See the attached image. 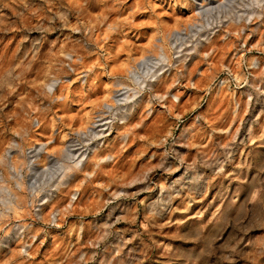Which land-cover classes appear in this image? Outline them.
<instances>
[{
	"label": "rangeland",
	"instance_id": "rangeland-1",
	"mask_svg": "<svg viewBox=\"0 0 264 264\" xmlns=\"http://www.w3.org/2000/svg\"><path fill=\"white\" fill-rule=\"evenodd\" d=\"M199 2L0 0V264H264V13Z\"/></svg>",
	"mask_w": 264,
	"mask_h": 264
},
{
	"label": "bare ground",
	"instance_id": "bare-ground-1",
	"mask_svg": "<svg viewBox=\"0 0 264 264\" xmlns=\"http://www.w3.org/2000/svg\"><path fill=\"white\" fill-rule=\"evenodd\" d=\"M200 2L198 3V4H196V5H198V6H200V7H198V8H202L203 7V4H202V2H201V0H199ZM202 1H204V0H202ZM251 3L252 4H254V6L257 8V11H253L252 10V12H251V14L250 15H255V17H257L258 19H260L261 18V16L263 15V13H264V8H263V5H264V0H251ZM218 4L220 5V2H218ZM222 7H224V5L222 4V6H221V8ZM197 8V9H198ZM219 8V7H218ZM218 8L215 6V7H212L211 8V10H218ZM260 9V10H259ZM198 12V11H197ZM239 20V19H238ZM204 41H208V36H206V38L204 39ZM199 45H201V43L199 44ZM199 46H197V47H195L194 48V52H196V50H197V48H198ZM160 58H161V61L162 62H166L167 60H166V58H165V56L163 55V54H161L160 55ZM148 73V72H147ZM149 74V76H148V79H149V82L150 83H152L153 82V80H151V78H156L157 77V73L155 72V71H151V72H149L148 73ZM148 74H146V76L148 75ZM135 76V78H136V80L138 81V82H136L135 80V82L136 83H139V84H144L145 83V81H144V79L142 78V76H140L138 73L137 74H135L134 75ZM118 86H120L121 88L114 94V96H113V100L115 101V103H120V102H122V101H124V102H128V101H130L132 98H133V94H128V92L129 91H131V89H129L127 86H125V85H121V84H117ZM121 90H123V93H121L120 91ZM119 97H123L122 99H120ZM174 98H176V97H174ZM106 108H108V109H110V106L109 105H106L105 106ZM133 110V106L132 107H130V108H128L126 111L127 112H130V111H132ZM124 117V116H123ZM123 117L121 118L122 120H123ZM71 146L70 145H68L67 147H66V149L64 150L66 153H68L69 154V157H70V159H72V164H66V165H62V170H64V173L66 172H70V171H72L73 169H77V168H79V167H82L83 166V164H84V162L86 161V159H87V154H86V152H82V153H80V154H77L76 156L74 155V154H72V153H70V148ZM39 148L41 149L42 148V146H39ZM85 151V150H84ZM66 177V175L64 174V176L62 177L63 179ZM61 178V179H62ZM67 178V177H66ZM62 179V180H63ZM61 180V181H62ZM61 183V182H60Z\"/></svg>",
	"mask_w": 264,
	"mask_h": 264
},
{
	"label": "built area",
	"instance_id": "built-area-1",
	"mask_svg": "<svg viewBox=\"0 0 264 264\" xmlns=\"http://www.w3.org/2000/svg\"><path fill=\"white\" fill-rule=\"evenodd\" d=\"M197 14H201L203 13V9L202 8H198L196 9ZM195 27L193 25H189V27H187L186 29L180 30V31H175L172 34V49H173V60L176 63L179 62H187L188 60L191 59V57L194 55V48L199 46V44L201 42L204 43V38L206 37V35L208 34V32L206 31L203 35V37L199 38L198 40H193V38L191 39L189 37V35L194 32ZM189 42L186 47L184 45V43ZM207 55V54H206ZM178 61V62H177ZM225 75H228L227 72H225ZM223 84H225V81H220L219 86H222ZM178 85V83H175V86ZM173 96H175L173 94ZM171 97V96H170ZM171 99L174 102H178L180 100L179 97L176 96V98L171 97Z\"/></svg>",
	"mask_w": 264,
	"mask_h": 264
}]
</instances>
